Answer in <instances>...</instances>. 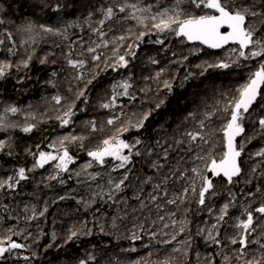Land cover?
Listing matches in <instances>:
<instances>
[{
	"label": "trees",
	"instance_id": "16d2710c",
	"mask_svg": "<svg viewBox=\"0 0 264 264\" xmlns=\"http://www.w3.org/2000/svg\"><path fill=\"white\" fill-rule=\"evenodd\" d=\"M55 2L56 0H51V3ZM61 2L66 7L56 13L50 7H44L42 0H0V19L5 20L4 24H0V39L5 40V43L0 45V62L8 61L13 64V67L7 70L6 76L0 79V114H3L4 108L8 106L18 109L16 115L9 113L7 117L8 121H14L17 127L0 131V140L8 141L11 145L10 149L6 148L4 152H0V179L13 174L19 167L32 168L34 157L29 150L36 152L37 145L40 146L39 150L47 151L49 149L47 145L58 137L89 135L85 124L95 120L98 126H104L103 131L91 133L89 138L83 142L84 148L79 146V141L66 142L70 153L75 155L78 161L71 168L74 169L86 162L88 160L86 150L95 147L102 138L111 135L115 130L114 126L109 127L105 123L111 112L101 108L100 104L108 102L110 99L113 84L129 80V77L131 78L129 82L135 85L133 91L129 89V92L136 96L135 102L130 101L126 96H118L117 107L111 111L120 113L119 106L124 105L123 112L133 121L143 113H150V115L139 132L124 133L123 138L128 141L134 137H140L148 144H154L158 139L162 142L165 140L170 142L173 135H178L186 127L191 129L194 126L196 121L193 122L189 118L190 113H203L206 107L210 108L216 103L222 102L223 97L220 94L225 90V87L223 86V89L220 90V87L216 88L212 83L217 82L214 81L217 79L222 81V79L228 78L227 73L210 69L201 75V71L198 69L199 74L195 75L196 80H194V57H187V60L182 63L172 62L173 60L179 61L182 56H187L181 52V47L175 36L163 37V44L154 42L157 35L148 39L144 38L143 42L136 41L139 46L134 49L135 56L131 65H128L127 68H118L115 71L111 64L119 55H124L128 51L126 45L132 41H116L115 44L111 41L114 35L127 34L126 32L119 30L108 32L104 39L110 42L109 46L105 48L101 44L96 53L102 54L101 61L92 62L91 54L80 55L83 48L88 47L91 41L100 42L99 38L93 35L87 24L84 23V18L104 0ZM67 12H70L74 18L71 19L72 22H77L76 26L68 28L67 40L60 36L40 32L38 27L40 24L63 27L62 22L67 17H71ZM102 18V15L96 11L92 17V27H98L97 21ZM96 19L97 21H95ZM29 23L36 25L31 34L22 31ZM109 23L106 21V28ZM116 27L119 29L121 26L117 25ZM123 27L125 29L132 27L133 32L143 30L136 26L135 21H126ZM5 30L12 33V41L6 38ZM134 39L135 37H133ZM13 41L15 42L14 55L7 51L8 48L13 47ZM70 44L75 50L71 58L85 60V68L73 69L67 64L65 56L70 51ZM182 45L187 46L184 43ZM114 48H117L118 51L114 52ZM173 52L177 55L173 56ZM29 54L32 55V60L25 68L21 61L26 59ZM45 57L48 62L40 63V60ZM153 60L159 63H153ZM51 61H55V63H51ZM105 64L108 65L107 68H105ZM97 65L99 66L97 67ZM161 69L164 71L157 78L156 73ZM84 71H86V78L75 79L78 72L84 75ZM53 72H56V75H52ZM189 73L192 75L189 76ZM64 76L66 77L64 78ZM92 76H95V79L88 83ZM186 76H188L187 79H185ZM146 77L148 79H145ZM164 80L171 83V90L168 88L158 89V82L164 86L162 83ZM230 84L232 87V80ZM77 90H83L85 96L77 99ZM151 90L152 96L148 95V91ZM179 90L183 91L182 95L177 93ZM57 95L61 97V104H56L52 99ZM85 98H87V102H85ZM73 103L75 115L72 117V122L62 127L57 117L62 115L68 105ZM29 116L32 117L29 118ZM25 124H35L36 127L32 132L24 133L21 128ZM161 131H166L165 135H160ZM9 151H11V155L8 154ZM136 168L146 169V165L140 158H137ZM76 170L79 171L80 168ZM92 170L99 171L104 175L103 170L97 166H94ZM50 174H53L52 164L43 169L37 168L27 173L29 179L22 181L17 191L0 194V234L8 227H12L22 233L20 236L24 238L25 235L29 236V239L24 242L26 246L24 249L30 251L28 253L30 257L28 260L22 259L20 264H79L81 260L87 261V264H97L96 261H100L99 264H139L148 258L152 259L149 264H208L209 259L214 260L215 264H224L222 256L224 254L232 255V247L227 241L223 242V247H217L215 244L206 242L204 236L195 234L198 227L207 229L211 224L209 220L212 219L206 212L198 211L195 203L194 209L191 208L194 212L193 215L190 216L189 212L187 213V219L189 223L192 221V224L188 223L184 233L177 234L176 239L171 243H163L166 241L163 237L166 236V228L162 223L172 226L169 219L171 210H175L177 213L173 219L183 220L185 218L184 206L176 210L175 206L169 205L161 213H158L154 208L150 213L147 210L134 214L129 211L125 216L124 212L120 210L122 205H114L110 201L104 202L97 197L94 203L85 207L83 201H87L94 194L87 184L78 183L74 176L68 179L67 173L62 174L66 179L64 184L56 180L49 181L46 178ZM251 175H254L252 171ZM245 179L248 177L243 175L238 183L224 185L221 187L219 195L212 198L209 203L219 206L228 202L227 189L230 188L232 192L236 193L235 207H230V210L242 213L243 208L249 205L246 193L255 192L256 187L264 190V183H245ZM216 182L219 184V181ZM122 195L130 196L131 191ZM62 196L65 199L61 200ZM78 200H82V202L78 203ZM262 201H264V191L256 193L255 197L251 199L250 206L254 208ZM127 203L138 204L137 201L131 199ZM25 207L29 209L27 213L24 212ZM33 207L35 215L31 211ZM45 207H47V211L43 216H40L39 213L44 211ZM159 215H164L165 220H159ZM26 216L31 219H26ZM113 217L117 218L116 227L112 226ZM202 221L208 223L202 224ZM177 225L179 229L180 225ZM175 229L176 227H172L173 231ZM178 229L175 233L178 232ZM89 230L90 234H85ZM232 230L234 229L229 228L228 232L231 233ZM71 231H76L77 236L69 239ZM133 232L140 239H132ZM221 235H224L223 231ZM154 236L158 237L160 241ZM171 236L172 234L167 240ZM186 237L191 239V247L182 243ZM162 244L170 246V258L167 263L162 262L164 254L161 249ZM235 247H239V245ZM174 248H180L181 251L175 252ZM185 248H187L186 254ZM89 256H95V261L89 260ZM155 257L158 259L157 262L153 261ZM6 264L13 263L8 261ZM231 264H236V262L233 260Z\"/></svg>",
	"mask_w": 264,
	"mask_h": 264
},
{
	"label": "snow or ice",
	"instance_id": "6c2138e0",
	"mask_svg": "<svg viewBox=\"0 0 264 264\" xmlns=\"http://www.w3.org/2000/svg\"><path fill=\"white\" fill-rule=\"evenodd\" d=\"M42 5L50 7L56 13L66 7L61 0H56L55 3H51V0H42ZM96 11L103 18L97 21L99 26L93 28L91 21ZM106 21L110 22L107 28L105 27ZM126 21H135L136 26L143 30L133 32L132 27L125 29L123 26ZM4 23L5 20L0 19V24ZM84 23L100 41L99 43L95 40L91 41V44L83 48L80 53V55L91 54L92 62L101 61L102 54H96L97 49L101 47V44L105 48L109 46L110 42L104 39L109 31L119 30L127 33L114 35L111 41L113 44L116 41H132L126 45L128 51L124 55H119L111 64L114 71L119 67H128L127 57H134V49L139 46L136 41L143 42L145 36L153 34L158 37L154 42L163 44L164 40L160 37L165 33L174 35L182 43L199 44L207 49L223 50L224 54L215 60L197 65L202 69L201 75L208 69L226 70L233 65L240 66L241 61H254L258 66L250 72L247 80L238 86L235 90L236 95L225 96L222 102L210 108L206 107L203 113H190L189 118L196 121L191 129H184L178 135H173L170 142L168 140L162 142L158 139L154 144L145 143L140 137H134L130 141L123 138L124 133L131 130L139 132L144 127L150 113H143L133 121L123 112L124 105L119 106L120 113L112 112L111 110L117 107L118 96H126L132 102L136 100V96L129 92L132 87L129 82L130 77L129 80L113 84L110 99L100 104V107L111 112L105 123L109 127L114 126L115 130L111 135L102 138L95 147L86 150L89 159L80 166L79 171L70 168V165L76 163L77 157L70 153L66 142L79 141V146L84 148L83 142L89 138L91 133L103 131L104 126H98L95 120L85 124L89 135L58 137L47 145L51 151L39 150V145H37L36 152L29 150L34 157L32 168L19 167L12 175L0 179V194L17 191L21 182L29 179L28 172L37 168L43 169L46 165L52 164L53 174H50L47 180H56L64 184L66 179L62 174L67 173L68 179L74 176L78 183L87 184L93 191L94 194L87 201H83L85 207L94 203L97 197L104 202L110 201L114 205H122L120 210L125 216L129 211L134 214L147 210L150 213L154 208L161 213L169 205L175 206L176 210L184 206L185 218L183 220L173 219L177 213L175 210L169 211L172 227L175 228L177 224L180 227L177 233H173L171 238L163 243H171L176 239L177 234L184 233L189 223L187 213L192 211L191 204L195 203L198 211L206 212L209 217H212L210 226L207 229L198 227L195 234L204 236L206 242L215 244L217 247H223L224 241L233 246L231 256L228 254L222 256L224 264H231L233 260L236 264H264V201L254 208L250 206L251 199L256 193L264 190L256 187L255 192L246 193L249 205L245 206L241 213L244 218H240V215L229 214L230 207H235L234 201L236 200V193L230 188L227 189L228 202L219 206L209 203L212 198L219 195L221 187L238 183L242 176L240 157L245 144L250 143L252 137H246L239 144L237 138L245 136L244 122L256 111L253 105L261 109L260 115L251 121L255 128L253 135L264 137V104L259 103L264 100V0H259V3L257 0H167V2L165 0H104L94 11L88 13L84 18ZM117 25L121 27L117 29ZM73 26V24L63 27L40 24L38 27L41 33L60 36L67 40V30ZM35 27L36 25L29 23L22 31L31 34ZM4 34L8 40H13L11 32L5 30ZM133 37H135L134 40ZM4 43L5 40L0 39V45ZM57 47H59L58 44ZM69 49L70 51L65 56L67 64L73 69L85 68V60L71 58L75 51L71 44ZM7 51L15 54L14 41L13 47L8 48ZM113 51L116 52L118 49L114 48ZM191 51L198 54L201 49L194 48ZM176 55L173 52V56ZM31 60L32 55H27L26 59L21 61L22 66L27 68ZM184 60H187V56H182L179 61L173 60L172 62L182 63ZM46 62H48L47 57L40 60L42 64ZM152 62L159 63L155 60ZM244 66L247 67V63ZM12 67L11 62H0V79L4 78L7 70ZM107 67L108 65L105 64V68ZM163 71L164 69L158 71L156 77L159 78ZM52 75H56V72ZM187 78L188 76L185 77ZM75 79H84L83 73L78 72ZM92 79H95V76H92L88 83H91ZM162 83L165 88L171 90L172 85L168 80ZM118 88L122 91L118 92ZM83 96L85 92L77 90V99ZM52 99L56 104H61L59 95L53 96ZM74 107V103L68 105L63 114L57 117L62 127L72 122V117L75 115ZM9 113L16 115L18 109L14 106L4 108L3 114H0V131L17 127L16 124L8 121ZM216 121L219 123L216 124ZM35 127V124H25L21 131L30 133ZM6 148L10 149L11 145L8 141L0 140V152H4ZM218 148L219 151H217ZM8 154L11 155V151ZM255 155L264 157V149L256 152ZM137 158H140L146 165V169L136 168ZM94 166L102 169L104 175L99 171H90ZM255 171L256 168L253 167L252 172ZM112 173H118V175L113 176ZM217 180L219 184L215 182ZM244 182L251 183L248 179ZM128 191H131L130 196L122 195ZM60 199H65V197L62 196ZM130 199L137 201L138 204H128L127 201ZM79 202L82 200H78ZM28 211L29 209L25 207L24 212ZM31 211L33 215L36 214L34 207ZM46 211L47 207L39 215L43 216ZM25 218L31 219L27 216ZM116 219V217L112 218L113 227H116ZM158 219L163 221L165 216L159 215ZM201 223L207 224L208 222L202 221ZM163 227L167 228L169 225L165 223ZM229 228L234 231L229 233ZM85 234H90V230ZM19 235L22 233L12 227H8L3 234H0V260L7 259L15 250L26 247L13 239L14 236ZM75 236L77 232L71 231L69 239ZM132 239H140V237L133 232ZM182 243L191 247L192 241L189 238ZM236 245L239 247H235ZM253 245L256 247L253 248ZM173 251L179 252L181 249L174 248ZM184 251L186 254L187 248ZM23 259L28 260L29 257L24 256ZM95 259V256H89V260L95 261ZM79 264H87V261L81 260ZM208 264H215V262L209 259Z\"/></svg>",
	"mask_w": 264,
	"mask_h": 264
},
{
	"label": "rangeland",
	"instance_id": "374dc122",
	"mask_svg": "<svg viewBox=\"0 0 264 264\" xmlns=\"http://www.w3.org/2000/svg\"><path fill=\"white\" fill-rule=\"evenodd\" d=\"M67 14L68 15H70L71 17H72V15H71V13L70 12H67ZM69 18V17H67V19L65 20V21H63L62 22V25L64 26V25H67V24H73L74 26H76L77 25V22H75V23H73L72 22V20L74 19L73 17L72 18ZM72 19V20H71ZM95 21H97V19L95 20ZM61 24V23H60ZM87 27H88V25H87ZM164 35H170V36H174V35H171V34H168V33H165ZM151 36H155V35H153V34H149V35H147V36H145L144 38H149V37H151ZM176 40H177V43H178V45L181 47V52H184V54L185 55H187V57H194V54H196V53H193L191 50L192 49H194V46H192V47H187L186 45H183V46H181L183 43L179 40V39H177L176 38ZM185 44V43H184ZM148 53V52H147ZM152 53V52H151ZM224 53H221L220 55H216L215 53H198V54H196V57H195V60H196V64L197 65H200V64H202L203 62H205V61H208V62H211V61H213V60H215L216 58H218L219 56H221V55H223ZM23 57H24V55H22ZM130 57V56H129ZM129 57H127V59H129ZM249 62V61H248ZM248 62H242L241 61V63L240 64H242V63H248ZM258 66V65H257ZM237 67H239V66H236V65H233L231 68H237ZM119 68H123V67H119ZM231 68H229V69H231ZM198 69L200 70V71H202V69L200 68V67H198ZM217 70H220V71H225V70H221V69H217ZM227 70V69H226ZM148 73V72H147ZM250 75V73H247V74H245V78L244 79H242V80H233V78H224V79H222V81H220V80H214V81H217V82H214V83H212V85L213 86H215L216 88L217 87H220V90H222L223 89V86L225 87V90H223L221 93L222 94H220L221 95V97H225V96H228V97H231V96H234V95H236L237 93H236V89L238 88V86L240 85V84H242L243 82H245L246 80H247V78H248V76ZM84 78H86V71H84ZM150 76V75H149ZM66 76H64V78H65ZM231 79L234 81V84L232 85V87H231V84H230V82H231ZM158 82V81H157ZM213 82V81H212ZM219 82V83H218ZM222 82H223V84H222ZM161 83V82H160ZM159 82H158V89H166L164 86H162V84H160ZM208 88V87H207ZM120 90L121 89H117V91L118 92H120ZM205 91H208L207 89H205ZM148 95H150V96H152L153 95V92H152V90L151 91H148ZM21 115V114H20ZM34 116V115H33ZM32 116H29V118H31ZM192 121L193 122H195V119H192ZM9 122H11V123H14L15 124V122L14 121H9ZM219 123V121H216V124H218ZM245 126H246V124H245ZM193 127V126H192ZM184 129V128H183ZM186 129H189V128H187L186 127ZM135 130H131V131H129V132H134ZM165 132L166 131H161L160 132V135H165ZM246 137H248V136H246ZM246 137H243L242 139H241V141H243ZM253 149H255V147L253 146V144H252V139H251V142L250 143H246L245 144V146H244V151H243V153H242V155H241V160L242 161H244V162H246V164H244V167H245V172H242V176L244 175V173L246 174V177H248V175H249V172H251L252 171V168L253 167H255V166H252V164L251 163H249L248 164V162H251V161H253L255 158H257L258 156H256L255 155V153L257 152V151H253ZM47 151H51V149L49 148ZM217 151H219V148L217 149ZM85 163V162H84ZM84 163H81V165H83ZM48 165H50V164H48ZM48 165H46V166H48ZM81 165H79V166H77L76 168H74L75 170L77 169V168H80V166ZM71 166L72 165H70V168H71ZM97 168H99L98 166H97ZM92 171H95V170H92ZM66 174V173H65ZM10 175H12V174H10ZM116 175H118V173H113V176H116ZM241 176V177H242ZM254 179H256V176H250L249 175V180L252 182V181H254ZM190 199H191V197H190ZM191 208L192 209H194V203H192L191 204ZM231 208H234V207H231ZM193 211H191V212H189V214L188 215H190V216H192L193 215ZM230 215H233V214H236V215H240V218H244L242 215H241V213L240 212H237L236 210H230V213H229ZM76 222H78V220H76ZM209 222L210 223H212V219H210L209 220ZM72 223H74V221H72ZM165 223H162V225H164ZM168 224V223H167ZM192 224V221L189 223V225H191ZM169 225V224H168ZM177 229H178V225H176V229H175V231H173L172 230V226H169V227H167L166 228V236H163L164 237V239L165 240H167L169 237H170V235L171 234H173V233H175L176 231H177ZM234 230H232V232H233ZM191 233H194V231H191ZM3 234V233H2ZM159 234H160V231H159ZM158 234V235H159ZM193 235V234H192ZM156 239H158L159 240V238L158 237H156V236H154ZM13 239L14 240H16L18 243H24L25 242V240H28V238H24V237H22V236H14L13 237ZM186 239H188V237H186L185 238V240ZM160 241V240H159ZM76 244V243H75ZM161 249H162V251H163V258H162V262L163 263H167L168 262V260H169V258H170V246L169 245H167V244H162L161 245ZM27 252V253H26ZM28 253H30V251L27 249V251L25 250V249H21V250H15V252L12 254V255H10V256H8V258L5 260V262H0V264H6L8 261L9 262H12L13 264H20V261L23 259V257L24 256H28V257H30V254H28ZM106 260V259H105ZM0 261H2V260H0ZM151 261H152V259L151 258H148V259H146V260H144V261H142V262H140L139 264H149V263H151ZM153 261L154 262H157L158 261V259L155 257V258H153ZM97 262V264H99L100 263V261H96Z\"/></svg>",
	"mask_w": 264,
	"mask_h": 264
},
{
	"label": "flooded vegetation",
	"instance_id": "af4514ba",
	"mask_svg": "<svg viewBox=\"0 0 264 264\" xmlns=\"http://www.w3.org/2000/svg\"><path fill=\"white\" fill-rule=\"evenodd\" d=\"M163 37H167V35H163L160 38H163ZM185 44H187L188 47L194 46V48H200L201 51L199 53H215L216 55H220L221 53H223V50L207 49L205 46L199 45V44H194V45H190L188 43H185ZM195 57H196V54H194V80H196L195 75L199 74ZM128 60H129V64L128 65H131V63L133 62L134 58L131 57ZM245 64L246 63H242L237 68H231V69H227L225 71H220V70H217V69H211V70H216L217 72H221V73L226 72L228 78H233L234 81L235 80H239L240 81V80L245 78V74L250 73L252 70H255V68L257 67V63L254 62V61H249L247 63V65H248L247 67L244 66ZM208 70H210V69H208ZM233 80H232V85L234 84ZM130 89L133 91V89H135V85L132 84V87ZM259 103L260 104H264V100L260 101ZM253 107L256 109V111L253 112L252 116L248 120H246L244 122V124H246V126H245V129H246L245 136L240 137V139L237 141V143L239 144L243 137L251 136L252 137V144L255 147V149H253V151H257L258 152L261 149H264V137H262L260 135H253L255 128H254V125H253V123L251 121H252V119H255L256 117H258L260 115L261 109L257 105H254ZM240 162H241L242 172H245L244 164H246V162L242 161L241 157H240ZM249 163H251L252 166H255V168H256V171L253 173L254 175H256V179H254V181H252V183H257V182L264 183V175H262V173H264V157H257L253 161L248 162V164ZM249 175H250V172H249ZM249 175H248V180H249ZM244 177H246L245 173H244ZM5 260L6 259H4V260H2L0 262H5Z\"/></svg>",
	"mask_w": 264,
	"mask_h": 264
},
{
	"label": "bare ground",
	"instance_id": "6f19581e",
	"mask_svg": "<svg viewBox=\"0 0 264 264\" xmlns=\"http://www.w3.org/2000/svg\"><path fill=\"white\" fill-rule=\"evenodd\" d=\"M101 4V3H100ZM99 4V5H100ZM177 93L179 94V95H182L183 94V91L182 90H179V91H177ZM175 94V93H174ZM173 94V95H174ZM87 159H89L88 157H87ZM78 163V161L76 160V163L75 164H77ZM72 165H74V164H72ZM25 238H28L29 239V236L28 235H25ZM31 240H32V238H31ZM231 247H233V246H231ZM254 248V247H253Z\"/></svg>",
	"mask_w": 264,
	"mask_h": 264
},
{
	"label": "water",
	"instance_id": "95a60500",
	"mask_svg": "<svg viewBox=\"0 0 264 264\" xmlns=\"http://www.w3.org/2000/svg\"><path fill=\"white\" fill-rule=\"evenodd\" d=\"M188 44H190V45H194L193 43H188ZM253 106H254V105H253ZM239 139H240V137L237 138V141H238Z\"/></svg>",
	"mask_w": 264,
	"mask_h": 264
}]
</instances>
